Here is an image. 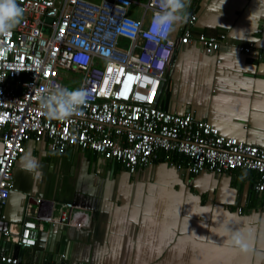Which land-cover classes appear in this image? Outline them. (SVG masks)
Masks as SVG:
<instances>
[{
  "label": "crops",
  "instance_id": "0c3cea01",
  "mask_svg": "<svg viewBox=\"0 0 264 264\" xmlns=\"http://www.w3.org/2000/svg\"><path fill=\"white\" fill-rule=\"evenodd\" d=\"M187 13L196 15L194 36L224 33L226 39L210 54L196 42L177 51L158 104L264 147V0H190ZM249 43L250 53L239 50ZM26 153L37 159L40 177L20 170ZM181 159L159 150L150 166L129 173L90 149L58 153L47 138L29 140L1 206V227H19L31 201L43 237L36 244L46 246V232L52 241L64 237L57 264H264V191L255 189L256 172L191 174L176 168ZM68 201L89 212V225L54 222L53 230L48 219ZM5 252L31 261L29 251L19 256L0 235Z\"/></svg>",
  "mask_w": 264,
  "mask_h": 264
},
{
  "label": "built area",
  "instance_id": "2783aa9c",
  "mask_svg": "<svg viewBox=\"0 0 264 264\" xmlns=\"http://www.w3.org/2000/svg\"><path fill=\"white\" fill-rule=\"evenodd\" d=\"M17 3L25 9L22 22L0 35V206L13 188V170L26 142L43 138L58 153L72 146L90 149L129 173L150 166L159 150L181 155L176 168L191 174L245 168L256 172L255 189L264 191V147L222 134L189 111L165 110L157 101L177 51L196 41L213 53L225 34L194 36L196 16L187 13L172 31L165 27L162 36L155 35L152 18L160 11L159 0ZM252 48V43L239 46L246 54ZM57 86L87 90L82 115L64 121L44 116L40 94ZM32 205L26 204L19 227H1L5 215L0 213L5 240L24 248L36 244L41 227ZM48 221L82 228L90 214L68 201ZM0 264L40 263L5 252Z\"/></svg>",
  "mask_w": 264,
  "mask_h": 264
},
{
  "label": "clouds",
  "instance_id": "9594fccd",
  "mask_svg": "<svg viewBox=\"0 0 264 264\" xmlns=\"http://www.w3.org/2000/svg\"><path fill=\"white\" fill-rule=\"evenodd\" d=\"M190 0H159L160 11L152 18V30L162 36L163 29L173 30V26L182 24L187 19ZM25 9L17 0H0V35L15 29L23 20ZM88 92L84 87L69 89L57 86L40 94L39 105L44 116L49 120L64 121L73 115H82L81 108L87 103ZM19 168L40 177L42 172L35 157L26 153L21 158Z\"/></svg>",
  "mask_w": 264,
  "mask_h": 264
},
{
  "label": "water",
  "instance_id": "95a60500",
  "mask_svg": "<svg viewBox=\"0 0 264 264\" xmlns=\"http://www.w3.org/2000/svg\"><path fill=\"white\" fill-rule=\"evenodd\" d=\"M161 87L162 86H160V89H161ZM42 202L41 203L37 202V203H39L41 205ZM0 212H1V206H0ZM56 224L57 223H52V229L53 230L55 229V227L56 228L58 227V225H56ZM40 233L41 232H39V235H40ZM40 236H38L37 242H38V240H43V237H40ZM46 237H48L49 240H48V242L44 248H41V245H39V244H35V245L30 246L28 248H24L18 244H13V249H14V251H16L18 253L19 256H21V253L24 250L29 251L30 252V258L29 259H31V261L34 260V261L39 262L41 264H57L60 261V255L64 254V251H65L64 250L65 249L64 237L61 236V237H59V239L57 238L56 241H55V239H54V241H52V240H50V238H52V235L50 234L49 236H47V232H46ZM43 251H44V253H42ZM32 254H33V256H32ZM44 255L46 257L45 261H43ZM52 260H54L53 263L51 262Z\"/></svg>",
  "mask_w": 264,
  "mask_h": 264
},
{
  "label": "bare ground",
  "instance_id": "6f19581e",
  "mask_svg": "<svg viewBox=\"0 0 264 264\" xmlns=\"http://www.w3.org/2000/svg\"><path fill=\"white\" fill-rule=\"evenodd\" d=\"M191 14H193V13H191ZM194 15H195V14H194ZM195 16H196V15H195ZM195 20H196V19H195ZM194 24H195V22H194ZM199 34H200V33H199ZM223 34H224V33H223ZM196 36H197V35H196ZM225 39H226V35H225ZM195 42H196V41H195ZM195 42H193V43H195ZM196 43H198V42H196ZM220 46H221V45H220ZM220 46H219V47H220ZM40 202H41V201H40ZM40 202H39V203H40Z\"/></svg>",
  "mask_w": 264,
  "mask_h": 264
},
{
  "label": "rangeland",
  "instance_id": "374dc122",
  "mask_svg": "<svg viewBox=\"0 0 264 264\" xmlns=\"http://www.w3.org/2000/svg\"><path fill=\"white\" fill-rule=\"evenodd\" d=\"M71 83V82H70Z\"/></svg>",
  "mask_w": 264,
  "mask_h": 264
}]
</instances>
